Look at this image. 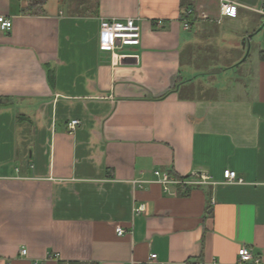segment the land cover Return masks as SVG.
Instances as JSON below:
<instances>
[{
    "label": "crops",
    "instance_id": "crops-1",
    "mask_svg": "<svg viewBox=\"0 0 264 264\" xmlns=\"http://www.w3.org/2000/svg\"><path fill=\"white\" fill-rule=\"evenodd\" d=\"M233 1L236 18L220 0H0L13 23L0 26V264L264 255V0ZM102 17L142 27L118 64L100 49ZM255 39L245 83L189 94L209 70L236 71ZM155 171L214 183L166 191Z\"/></svg>",
    "mask_w": 264,
    "mask_h": 264
},
{
    "label": "built area",
    "instance_id": "built-area-1",
    "mask_svg": "<svg viewBox=\"0 0 264 264\" xmlns=\"http://www.w3.org/2000/svg\"><path fill=\"white\" fill-rule=\"evenodd\" d=\"M221 13L230 18H236L238 16L239 4L233 0H220ZM193 9L189 10V13H193ZM257 11L264 14V4ZM202 18H207V14L202 13ZM12 20L0 15V26L4 30H10L12 28ZM142 40V27L138 20L134 17L126 19H115L102 17L100 20V37L99 44L100 49L103 51H109L113 54V63L118 64L126 54L122 51L126 47H138ZM81 125V121L74 119L69 122L70 132H75ZM157 181L165 186V190H169L170 184H183L184 186L191 184H213L211 176L208 174L193 173L191 177L185 179H175L166 172L155 171ZM227 182H242L243 180L238 177L235 171L227 170L224 173ZM146 204H141L136 207V213L146 212ZM116 231L118 235L124 234V229L117 227ZM22 255H27V248L23 247L21 250ZM238 264H264V255H255L249 248L242 247L239 250ZM157 254H152L150 258L151 264H157Z\"/></svg>",
    "mask_w": 264,
    "mask_h": 264
},
{
    "label": "rangeland",
    "instance_id": "rangeland-1",
    "mask_svg": "<svg viewBox=\"0 0 264 264\" xmlns=\"http://www.w3.org/2000/svg\"><path fill=\"white\" fill-rule=\"evenodd\" d=\"M254 42L255 43H253L251 54L246 59V61L242 62V60L245 59L248 53V48L247 47H245V49L241 47L239 48L241 58L238 59V61L236 62V64L239 63L238 66L234 67L236 68V71L232 68L222 73L221 71H218V70H215L217 71V73L211 70H209L206 73L203 72L205 74H203L202 82L208 83L209 87L206 88V90L200 89L198 91H194V92L192 91L189 94H198L201 96H207V95L211 96V95H216L215 87H221L223 85H228L229 82L238 81L239 79L240 81L245 83L247 81V78L252 74V70L257 60L256 56L258 54V51H257L258 48L256 47V44L258 42V39H255ZM128 48L129 47H126L125 49H128ZM246 48H247V51H246ZM214 65L218 67H226L231 64L223 62V63H216Z\"/></svg>",
    "mask_w": 264,
    "mask_h": 264
},
{
    "label": "water",
    "instance_id": "water-1",
    "mask_svg": "<svg viewBox=\"0 0 264 264\" xmlns=\"http://www.w3.org/2000/svg\"><path fill=\"white\" fill-rule=\"evenodd\" d=\"M263 28H264V24L259 28V30H257L256 33L260 32ZM252 36H253V34L250 35V37H252ZM243 44H245V43H243Z\"/></svg>",
    "mask_w": 264,
    "mask_h": 264
}]
</instances>
